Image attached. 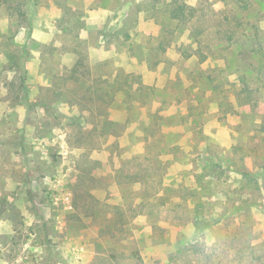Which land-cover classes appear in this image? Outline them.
<instances>
[{
    "label": "rangeland",
    "instance_id": "1",
    "mask_svg": "<svg viewBox=\"0 0 264 264\" xmlns=\"http://www.w3.org/2000/svg\"><path fill=\"white\" fill-rule=\"evenodd\" d=\"M22 1L0 264H264V0Z\"/></svg>",
    "mask_w": 264,
    "mask_h": 264
},
{
    "label": "trees",
    "instance_id": "2",
    "mask_svg": "<svg viewBox=\"0 0 264 264\" xmlns=\"http://www.w3.org/2000/svg\"><path fill=\"white\" fill-rule=\"evenodd\" d=\"M23 3L24 2L22 0H17V1L16 0H0V4L6 5L7 10L12 15H15L19 19V21H21V22H24L26 20V17H27V13H26L25 9L23 8ZM167 34L168 35L172 34L170 28L167 29ZM161 40H162L161 41L162 43L167 41V43L170 44V42H171L170 39L164 38V37ZM163 45H161V46H163Z\"/></svg>",
    "mask_w": 264,
    "mask_h": 264
}]
</instances>
